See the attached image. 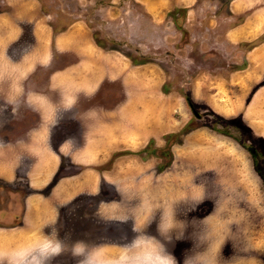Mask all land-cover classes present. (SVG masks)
I'll return each mask as SVG.
<instances>
[{
    "label": "rangeland",
    "instance_id": "1",
    "mask_svg": "<svg viewBox=\"0 0 264 264\" xmlns=\"http://www.w3.org/2000/svg\"><path fill=\"white\" fill-rule=\"evenodd\" d=\"M76 27L125 65L102 73L75 105L44 87L59 160L47 162L43 188L31 179L0 184L3 197L19 193V208L30 196L23 221L0 228V264L24 254L31 264L49 241L60 251L45 264H264V0H0V53L9 56L0 80L16 71L7 63L35 48L48 49L51 73L78 64L58 44ZM26 65L13 82L31 73ZM9 107L0 102V117ZM105 117L121 150L78 151ZM4 121L0 143L16 129ZM22 236L38 244L23 247Z\"/></svg>",
    "mask_w": 264,
    "mask_h": 264
},
{
    "label": "crops",
    "instance_id": "2",
    "mask_svg": "<svg viewBox=\"0 0 264 264\" xmlns=\"http://www.w3.org/2000/svg\"><path fill=\"white\" fill-rule=\"evenodd\" d=\"M70 33H73L74 35H71ZM35 34L37 36H41V34L45 33H42V30H40L35 32ZM82 34L83 33L78 29V27H76L68 32L60 34L58 38L60 50H63V52L64 50L68 51L73 57L81 58V60L77 62L78 64H70L67 68L63 66L61 69L51 73L50 69L52 70V68H50V64H52L53 61L51 62L52 59L48 58V49L44 47L40 49L35 48V53L33 54H31V52L29 53V51L22 52L20 59L17 58L12 62L7 63L10 69L16 71L18 69H23L27 64L26 66H29L28 70L31 73L22 76L19 83L13 82L16 71L8 73L9 79L4 78L0 80V96H2L0 97V102H6L11 106L9 107V111H4L0 117V128H5L2 124V122H5L4 119H7L8 123H11V125L16 127V129L11 127L9 132L3 133L6 137V141L0 143V184L13 185L14 183L17 184L19 181L24 179L29 180L30 182L31 179L32 187L40 189L44 187L43 185L46 186L50 182V176L53 172L51 173L50 170L47 169L49 168L47 162L50 160L52 164H55L56 162L54 158H58L57 154H50V148L52 142L54 141V136L59 131V128L57 127L58 118H56L55 113L52 112L53 107L51 106L52 102L50 100V96L47 97L44 87L48 89V92H54L52 97L54 98V95L55 98L58 97V99H56L57 101L60 102L61 99L65 105H75L78 99L77 95L81 93L91 94L97 88L99 82L98 80L103 77L102 73L117 70L118 67L122 68L123 65H125L124 63H115L116 57H114L115 55H113V53L107 52L109 55L105 54L97 45L90 42L89 36ZM108 35L110 34L108 33ZM143 37H145V34ZM2 38H4V40L11 39L9 35H2ZM16 41L17 39L9 41L6 48H9V46L16 43ZM6 43L7 42H1V45ZM0 56H2L0 58V64H3L4 58L9 59L8 50L6 51L5 49L4 55L1 52ZM25 60L27 61L24 62ZM107 60L109 63L108 65H104V69L102 62ZM60 62L63 64L62 60H60ZM39 66L40 68H37ZM129 72L131 73L128 67V73ZM137 73L139 74L140 72L137 71ZM127 77L128 78H125L128 80L126 82V86H129L130 88L131 84L129 83V74H127ZM138 78H140L137 81L139 83L138 85H144L145 76H143L142 79L141 77ZM3 85L9 88H11V86L13 87V96H9L7 94ZM4 94H6V101L3 100ZM48 100L50 102H48ZM105 120L106 117L98 120L100 122H98L96 127H90L84 131V136L87 133V135L91 137H89L88 143H79L78 151L92 153L100 149L121 150L119 149V145L122 146L123 142L118 140L115 141V143L119 142L118 144L114 143V137L117 136L115 126L111 125L110 127L107 122H104ZM22 121H25L26 124H23ZM18 122L23 125L16 126ZM95 136H101L102 139L98 141L92 140ZM34 141H36V143H34ZM63 144L65 145V143L60 144L59 150H62L64 146ZM126 145L130 146L131 143L126 142ZM23 151H26L24 157H22ZM35 152L37 153V158L33 155ZM72 168L73 167L63 169V171L66 172L68 171L67 169L71 170ZM77 168L80 171H84L83 165H80ZM66 176L60 177L56 180L57 183L51 190V194L61 192L58 189L60 187L62 188V186L59 187V185L62 183V179ZM4 189H6V187H4ZM14 189L16 190V188ZM16 191L18 192V190ZM2 192L3 191L1 190L0 193ZM7 195L15 196L12 192L4 193V197L0 195V210L7 211L14 207V209L17 210V213H19L18 209L22 210L23 208L21 216L23 221L30 196H25L23 207L19 208V193L15 196V199L17 200L15 204L11 198L7 199ZM30 202L32 203V201ZM18 238L19 237H16L14 239L18 241ZM30 243L33 245L35 243V245L38 244V242L32 241H30Z\"/></svg>",
    "mask_w": 264,
    "mask_h": 264
},
{
    "label": "clouds",
    "instance_id": "3",
    "mask_svg": "<svg viewBox=\"0 0 264 264\" xmlns=\"http://www.w3.org/2000/svg\"><path fill=\"white\" fill-rule=\"evenodd\" d=\"M37 251L39 254L32 256L31 264H45L51 256L59 254L60 249L59 245L53 246L49 241L43 244ZM27 255L28 254L22 255L17 264H26ZM152 264H168V262L164 258H157Z\"/></svg>",
    "mask_w": 264,
    "mask_h": 264
},
{
    "label": "flooded vegetation",
    "instance_id": "4",
    "mask_svg": "<svg viewBox=\"0 0 264 264\" xmlns=\"http://www.w3.org/2000/svg\"><path fill=\"white\" fill-rule=\"evenodd\" d=\"M12 201L14 202V204H15V202H17L16 199H15V201L12 199ZM18 211H19V209H18ZM21 212H22V210H21ZM21 212L17 213V210L14 209V207L11 210H7V211L2 210L0 213V228L1 227L2 228L10 227V224L16 225V223H18L19 220L21 219V216H20ZM3 224H4V226H1ZM10 229H11V227H10ZM56 258H61V257L56 256Z\"/></svg>",
    "mask_w": 264,
    "mask_h": 264
},
{
    "label": "bare ground",
    "instance_id": "5",
    "mask_svg": "<svg viewBox=\"0 0 264 264\" xmlns=\"http://www.w3.org/2000/svg\"><path fill=\"white\" fill-rule=\"evenodd\" d=\"M144 131H146V130H144ZM141 132V131H140ZM128 174V173H127ZM128 193V192H127ZM22 232H24V231H22ZM36 234V233H35ZM27 235V234H26ZM25 235V236H26ZM18 237V236H17ZM35 237V236H34ZM30 238V237H29ZM19 239V238H18ZM22 241H21V239H20V241H21V246H23L24 244H26L27 246L26 247H28V243L30 244V241H28L27 242V238H25L24 236H22ZM30 239H32V237L30 238ZM4 240V239H3ZM29 240V239H28ZM11 241V242H10ZM7 244H14V241L13 240H9L8 242H7ZM36 244V243H35ZM34 244V245H35ZM18 245V244H17ZM3 247V246H2ZM7 247H9V246H7ZM24 247V246H23ZM1 248V247H0ZM15 250V249H14Z\"/></svg>",
    "mask_w": 264,
    "mask_h": 264
},
{
    "label": "water",
    "instance_id": "6",
    "mask_svg": "<svg viewBox=\"0 0 264 264\" xmlns=\"http://www.w3.org/2000/svg\"><path fill=\"white\" fill-rule=\"evenodd\" d=\"M252 152H254L253 150H252ZM9 207V206H8ZM22 212H23V208H22ZM22 212H21V214H20V216H22ZM15 225H13V224H10V227H14Z\"/></svg>",
    "mask_w": 264,
    "mask_h": 264
}]
</instances>
